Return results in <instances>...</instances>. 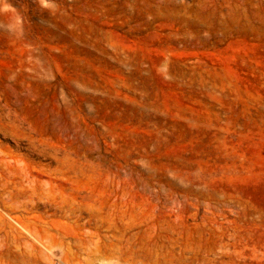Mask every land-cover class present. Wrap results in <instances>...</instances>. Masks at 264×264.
Instances as JSON below:
<instances>
[{"label": "rangeland", "instance_id": "obj_1", "mask_svg": "<svg viewBox=\"0 0 264 264\" xmlns=\"http://www.w3.org/2000/svg\"><path fill=\"white\" fill-rule=\"evenodd\" d=\"M46 3L0 0V264H264V0Z\"/></svg>", "mask_w": 264, "mask_h": 264}, {"label": "bare ground", "instance_id": "obj_2", "mask_svg": "<svg viewBox=\"0 0 264 264\" xmlns=\"http://www.w3.org/2000/svg\"><path fill=\"white\" fill-rule=\"evenodd\" d=\"M28 233V232H27ZM33 240H34V238H33ZM34 242L36 243V245L39 247H42L44 250H45V248H44V246L40 243V242H37L36 240H34ZM40 251V250H39ZM60 264H65V263H63V262H60Z\"/></svg>", "mask_w": 264, "mask_h": 264}, {"label": "clouds", "instance_id": "obj_3", "mask_svg": "<svg viewBox=\"0 0 264 264\" xmlns=\"http://www.w3.org/2000/svg\"><path fill=\"white\" fill-rule=\"evenodd\" d=\"M41 4L47 6L46 0H41Z\"/></svg>", "mask_w": 264, "mask_h": 264}]
</instances>
